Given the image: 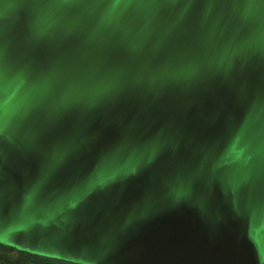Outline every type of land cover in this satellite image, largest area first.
Returning a JSON list of instances; mask_svg holds the SVG:
<instances>
[{
  "label": "water",
  "instance_id": "water-1",
  "mask_svg": "<svg viewBox=\"0 0 264 264\" xmlns=\"http://www.w3.org/2000/svg\"><path fill=\"white\" fill-rule=\"evenodd\" d=\"M0 245L264 264V0H0Z\"/></svg>",
  "mask_w": 264,
  "mask_h": 264
},
{
  "label": "trees",
  "instance_id": "trees-1",
  "mask_svg": "<svg viewBox=\"0 0 264 264\" xmlns=\"http://www.w3.org/2000/svg\"><path fill=\"white\" fill-rule=\"evenodd\" d=\"M0 264H71L67 262L39 258L18 252L17 250L0 245Z\"/></svg>",
  "mask_w": 264,
  "mask_h": 264
}]
</instances>
